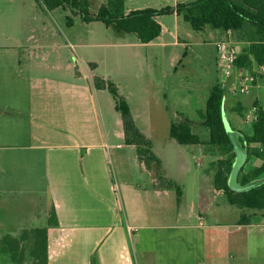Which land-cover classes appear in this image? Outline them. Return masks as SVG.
<instances>
[{"label": "rangeland", "instance_id": "1", "mask_svg": "<svg viewBox=\"0 0 264 264\" xmlns=\"http://www.w3.org/2000/svg\"><path fill=\"white\" fill-rule=\"evenodd\" d=\"M107 1L99 0V3L102 5ZM125 1L126 13L129 14L135 10L175 8L197 0ZM45 2L0 0V48L15 46L20 50L16 43L19 39L27 47L20 50L21 53L23 51L20 56L24 57L32 76L44 74L60 79L63 84L83 86L85 94L79 93L76 110L80 119L94 131V144H101L104 146L102 149H136L126 145L121 138V116L115 108L113 96L106 90L93 88L94 77L111 78L121 95L127 98L136 125L151 140L153 152L162 160L166 176L182 188L186 210L195 209L203 213L207 225H217L219 231L234 228L236 219L243 212L231 206L224 194L214 188L216 162L221 158L218 151L206 143L180 145L170 137L171 124L188 119L193 122V132L203 142L209 141L210 131L203 125L202 114L216 85L228 87L225 92L230 100L223 108L227 126L240 131V135L252 132L254 119L251 111L255 95L236 92L234 80L230 81L232 77L226 76L225 65L216 49V42L226 41L230 35L222 37L219 36L221 31L212 29L195 31L183 19L168 14L157 18L163 27L161 36L150 44H141L135 34H118L101 22L86 23L70 9L49 10ZM30 37L31 41L27 43ZM231 39L238 51L241 50L243 45L235 38ZM49 52L54 54L45 63L43 59ZM58 64L61 69L53 67ZM236 73L248 74L238 69ZM262 101L264 104V95ZM238 105L243 107L244 117L233 111ZM42 153L0 150V164L3 165V170L0 169L1 220L13 217L29 226H45L52 203L48 181L43 176ZM38 158H41V169L31 170L28 176L27 161L32 164ZM256 161L251 158L248 165ZM136 178L144 190L153 191L146 172ZM146 195L144 192L143 209L145 205L149 210H156L157 202L149 201ZM172 195V203L167 202L169 207L163 208L162 212L178 209L176 189ZM261 217L259 213L253 218L258 222ZM21 235L14 237L20 238ZM4 236L0 234V240ZM214 237L215 233L211 231L210 264L215 260ZM33 244L32 237L25 242L23 263L20 264H36L31 256ZM233 254L231 246H226L225 259L231 262ZM260 260V255L256 254L253 262L260 264ZM0 264H17L3 246L0 248Z\"/></svg>", "mask_w": 264, "mask_h": 264}, {"label": "crops", "instance_id": "2", "mask_svg": "<svg viewBox=\"0 0 264 264\" xmlns=\"http://www.w3.org/2000/svg\"><path fill=\"white\" fill-rule=\"evenodd\" d=\"M220 35L232 38V33ZM176 38L180 42V36ZM17 41L24 50L25 44ZM14 47L0 48V150L43 152V176L59 222L49 227L48 264H91L96 252L100 264H210L211 231L213 264H254L256 254L264 264V215L258 222L253 218L250 225H240L237 218L234 228L219 231L217 225H207L203 213L186 210L183 200L176 211L162 212L173 201V189L155 187L137 149H102L92 142L94 131L76 110L79 93L85 94L83 86L63 84L44 74L32 76ZM53 54L49 52L44 62ZM53 67L61 69L60 64ZM250 95H255L252 107L256 103L264 107V73L258 71ZM229 100L227 95L226 107ZM121 125L124 139L122 120ZM40 162L41 158L32 164L27 161L28 176L41 169ZM144 172L153 191L136 182ZM144 192L146 199L157 202L156 210L145 205L143 209ZM47 223L48 217L42 227L8 217L0 219V234L14 236ZM226 246L234 250L231 262L225 259Z\"/></svg>", "mask_w": 264, "mask_h": 264}, {"label": "trees", "instance_id": "3", "mask_svg": "<svg viewBox=\"0 0 264 264\" xmlns=\"http://www.w3.org/2000/svg\"><path fill=\"white\" fill-rule=\"evenodd\" d=\"M45 4L52 11L70 9L84 22H101L118 34H135L141 44H150L161 36L163 27L157 20L159 16L176 13L195 31L212 29L225 34L231 32L232 37L243 45L236 62L239 71L256 77L258 70L264 67V0H197L175 8L135 10L129 14L126 13L125 0H108L102 5L99 0H46ZM93 83L96 90H106L113 96L123 124L124 141L126 145L137 149L140 162L155 180V187L162 190L176 189L180 204L182 188L165 177L161 159L153 152L151 140L136 125L130 104L121 95L118 85L111 78L101 77H95ZM225 103V90L221 85H216L207 98L205 112L202 114L203 125L210 131L209 141L203 142L193 132V122L188 119L172 123L170 137L180 145L199 146L206 143L218 151L221 158L216 162L214 188L224 194L231 206L242 210L240 225H250L254 215H264V184L247 192H237L229 186L236 153L223 118ZM255 107L257 110L251 125L252 132L249 135L242 132L240 135L242 145L249 152L247 163L239 174V182L243 185L264 177V107L259 103ZM235 111L244 117L243 107L238 106ZM233 130L237 131L235 128ZM251 158L258 160L259 165L249 166ZM245 211L252 213L246 214ZM58 225L57 212L52 207L46 227L24 231L20 238L6 235L0 240V248L3 246L15 263H23L25 242L32 237L34 244L31 256L35 263L48 264L49 227ZM91 264H100L97 252L92 256Z\"/></svg>", "mask_w": 264, "mask_h": 264}, {"label": "built area", "instance_id": "4", "mask_svg": "<svg viewBox=\"0 0 264 264\" xmlns=\"http://www.w3.org/2000/svg\"><path fill=\"white\" fill-rule=\"evenodd\" d=\"M231 32H229L230 34ZM216 49L219 53L220 60L225 65V73L226 76L232 77L230 81L233 79L236 87V92L248 95L251 93V89L253 87V82L255 77L252 74H241L237 75L236 73V62L238 59L239 51L235 45V42L231 39H227L226 41H217ZM261 73H264V67L258 70ZM223 89L226 91L228 87L221 85ZM226 95V92H225ZM227 96V95H226ZM256 107L252 108L251 114H253L252 118L256 117ZM248 118H251V115H248Z\"/></svg>", "mask_w": 264, "mask_h": 264}, {"label": "water", "instance_id": "5", "mask_svg": "<svg viewBox=\"0 0 264 264\" xmlns=\"http://www.w3.org/2000/svg\"><path fill=\"white\" fill-rule=\"evenodd\" d=\"M225 126L227 133L233 143L234 151L236 153V159L233 164L232 173L229 179L230 188L237 192H247L258 186H261L262 184H264V177L261 179H256L246 185H243L239 182V174L241 169L247 163L249 152L248 148L244 147L240 141V133L238 131L233 130L231 126H227L226 123Z\"/></svg>", "mask_w": 264, "mask_h": 264}]
</instances>
